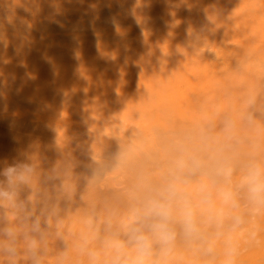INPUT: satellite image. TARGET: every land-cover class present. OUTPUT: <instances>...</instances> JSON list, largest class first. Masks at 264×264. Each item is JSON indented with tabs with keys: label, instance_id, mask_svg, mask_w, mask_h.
Returning a JSON list of instances; mask_svg holds the SVG:
<instances>
[{
	"label": "bare ground",
	"instance_id": "6f19581e",
	"mask_svg": "<svg viewBox=\"0 0 264 264\" xmlns=\"http://www.w3.org/2000/svg\"><path fill=\"white\" fill-rule=\"evenodd\" d=\"M5 42L3 51L16 56L7 54L13 58L4 60L6 53L0 51V56L4 54L0 61H6L0 65L6 71L0 72L16 74V80L11 75L6 87L13 81L18 86L15 89L12 84L14 94H10L11 88L2 91L7 89L13 96L19 90L14 96L17 99L23 97L30 104L38 101L44 111L28 115L37 117L35 124L39 120L48 124L30 128L21 119L18 125L5 120L0 126V164L24 157L35 168L30 185L19 190L15 202L0 201V249L10 243L16 250L26 247L16 243L15 237L23 227L34 229L28 222L32 220L37 236L29 242L36 241L39 264H93L89 256L93 250L99 253V264H111L112 252L90 222L79 219L66 239L54 233L60 229H51L64 225L56 218L60 210L54 204L48 208L37 205L60 182L51 175L62 172L59 163L55 166L57 162L65 164L63 169L67 159L72 160L71 166L73 162L80 166L75 178L69 175L65 182V172L61 173L65 186H75L78 180L87 184L105 168L97 156L88 159L78 141L87 145L93 138L90 143L96 145L87 146L94 147L95 154L104 151L101 157L110 160L112 172L126 176L129 184V192H116L106 200L93 198L97 195L89 192L92 204L87 201L86 207L94 208V199H98L97 206L104 202L108 207H98L106 229L109 221L116 225V217L107 218L109 209L120 210L145 184L163 183L181 149L200 150L206 156L202 141L207 140L212 149L231 160L234 186L244 164L250 160L264 163V0H0V45ZM9 94L2 101L10 100ZM14 97L12 102L19 100ZM19 111L18 116L23 117L21 108ZM85 118L104 120L101 124L90 120L88 126ZM26 134L33 142L30 145L28 141L25 145ZM19 137L25 139L22 147L9 144ZM122 150L127 155L120 157H127L126 164L117 158ZM81 167H87L92 175L89 179H84L90 174ZM109 178L107 182L115 181ZM201 181L207 182V177L195 178L190 190ZM56 189L63 194L62 188ZM77 196L80 198L79 192ZM240 204L246 223L232 234L238 245L235 264H264V208L254 211L243 198ZM6 229L13 231L12 238L5 234ZM216 247L212 260L197 245L178 238L171 257L162 260L154 253L150 264H223L224 238ZM18 252L10 257L0 251V264H34L32 256Z\"/></svg>",
	"mask_w": 264,
	"mask_h": 264
},
{
	"label": "clouds",
	"instance_id": "9594fccd",
	"mask_svg": "<svg viewBox=\"0 0 264 264\" xmlns=\"http://www.w3.org/2000/svg\"><path fill=\"white\" fill-rule=\"evenodd\" d=\"M202 143L206 156L200 150L181 149L163 183L145 184L139 194L132 195L119 228L114 230L109 221L103 245L112 252L111 264H150L154 253L167 260L178 238L197 245L212 260L217 242L224 238L223 264H235L238 245L232 234L246 223L239 212L241 199L254 211L264 208V163L250 160L244 164L234 186L231 160L212 149L207 140ZM34 171L24 157L0 164V201L15 202L19 190L30 185ZM198 177H207V182L190 190ZM5 234L14 236L11 229ZM0 251L12 257L16 249L10 243ZM30 251L34 264H39L35 240ZM89 256L93 264H99L98 252L90 251Z\"/></svg>",
	"mask_w": 264,
	"mask_h": 264
},
{
	"label": "rangeland",
	"instance_id": "374dc122",
	"mask_svg": "<svg viewBox=\"0 0 264 264\" xmlns=\"http://www.w3.org/2000/svg\"><path fill=\"white\" fill-rule=\"evenodd\" d=\"M4 41V40H3ZM2 42V41H1ZM7 42V41H6ZM6 42L4 43V45L2 44V45H0V51H1V53L3 52V53H6V52H4L3 51V49H2V46L4 47V48H6ZM1 44V43H0ZM9 47V46H8ZM5 50V49H4ZM13 50H20V49H13ZM6 51V50H5ZM12 51V50H11ZM21 51V50H20ZM7 52H10L9 50H7ZM13 52V51H12ZM16 52V51H15ZM25 52H28V50L27 51H25ZM17 53V52H16ZM7 54L8 55H10L11 54V52L10 53H6L4 56L1 54V56H3L2 58H4V60H7V58L9 57V58H13V57H11V56H13L12 54H14V52L11 54V56H8L7 57ZM18 55L19 54H22V53H20V52H18L17 53ZM34 54V53H33ZM15 55V54H14ZM17 55V56H18ZM0 56V57H1ZM16 56V55H15ZM20 56V55H19ZM1 62H3V59H2V61H0V65H1ZM4 62H6V61H4ZM3 62V63H4ZM2 63V64H3ZM4 65H5V63H4ZM2 66V65H1ZM4 67V66H3ZM2 67V69H4ZM1 68V67H0ZM1 69V70H2ZM0 70V71H1ZM5 71H6V69H4ZM3 71V70H2ZM4 71V72H5ZM12 72V71H11ZM0 73H2V72H0ZM3 74V73H2ZM2 74H0V82H1V80H2V82L0 83V126H1V124H3V126H4V122H5V120H7L6 122H8L9 121V123H10V125H12L13 124V122H14V124L15 125H18L17 123H19V121L21 120L22 121V123L23 124H30L31 125V127L30 128H33V126L32 125H34V127H35V125H38L37 127H39V126H41V123H42V127H43V125L44 124H48V123H45V122H42V121H40L39 120V122L40 123H36L35 124V122H38L37 120V115H38V113L37 112H43L44 111V106H42L40 103H38V101H35V104H30V102H32V101H30V102H28V100H22V98L20 99L19 97H18V99L20 100H18L17 99V97H14L15 95L17 96V93H19V90L18 91H16L17 93L15 94V95H10L11 94V92H13V91H15V90H12L13 88H11L12 86L14 87V85H12V84H15L16 82H14L15 80L13 79L14 77L16 78V74L15 75H12L13 73H9V71L7 72V74H10V76L12 77V79L14 80L13 81V83L10 85V88H11V90H9L10 91V94L8 93L9 91L6 89V91H2V90H5L4 89V87H6V86H9V85H7L9 82L11 83V77L10 76H8V75H6V72L3 74L4 75V77H5V79H4V77L2 76ZM9 78V79H8ZM3 82H5V83H3ZM7 83V84H6ZM9 83V84H10ZM1 84H2V87H1ZM6 84V85H5ZM17 84V83H16ZM15 84V89H16V87L18 86V85H16ZM6 88H9V87H6ZM9 88V89H10ZM18 89V88H17ZM6 92V94H4ZM9 94V96H11V97H14V99L16 98L18 101H16V100H14L13 102H12V99H11V97H9L10 98V100H7L6 101V98H5V101L7 102V104L9 105L10 103H11V105H7L6 104V102H4V101H2L3 99H1L2 98V96H6V97H8L7 95ZM15 92H13V94H14ZM18 96H21L20 94L18 95ZM9 98H7V99H9ZM21 100H22V103H21ZM28 103V104H26V103ZM4 103V104H3ZM17 103H19V104H17ZM24 103V104H23ZM22 104V105H21ZM24 105H26V106H24ZM18 106V107H17ZM29 106V107H28ZM33 106V107H32ZM15 107H17V110L19 111L20 110V108H21V110L23 111H21L22 113H23V117H19V116H21V115H19V114H21V113H18V111L16 110V108ZM30 107H32L31 109H33V110H31L30 109ZM10 110H9V109ZM14 109V110H13ZM27 109V110H26ZM30 109V110H29ZM9 110V111H8ZM17 111V112H16ZM18 113L17 115H16V113ZM20 112V111H19ZM28 112H32L31 114L30 113H28ZM2 113V114H1ZM34 113V115H36L35 113H37V115L35 116L36 118H34V117H31V116H34V115H32ZM28 114H30L31 116L29 117V115ZM19 115V116H18ZM27 115V116H26ZM8 117V118H7ZM27 117V118H26ZM2 118V119H1ZM23 118H25V119H23ZM98 118H101V117H98ZM86 119V118H85ZM89 118H87L84 122H86L87 120H88ZM103 119V118H102ZM102 119H98V121H92L91 119H89V124H88V126L89 125H92L91 124V122H94V123H96V122H98L99 123V120H100V124H101V120ZM1 120H2V122H1ZM90 120H91V122H90ZM95 120H96V118H95ZM104 120V119H103ZM20 121V122H21ZM26 121H28V122H26ZM104 122V121H103ZM110 122H113V121H110ZM110 122H108L107 121V123L109 124ZM9 123H8V125H9ZM97 123V124H98ZM116 123V122H115ZM6 124L7 123H5V126H6ZM99 124V125H100ZM104 124V123H103ZM114 124V123H113ZM7 125V126H8ZM20 126V125H19ZM25 128H29L28 127V125L27 126H25ZM40 128V127H39ZM22 134H25V133H22ZM27 135V134H26ZM26 135H24L25 137H27V140H25L26 138L23 136V138H25L24 140H25V145L27 144V142L26 141H28L29 143V145H30V141L32 142V140H29L28 138V135L26 136ZM20 136H22V135H20ZM11 137V136H10ZM12 138H14L15 140H16V138L15 137H12ZM12 138H10V140L12 139ZM20 139H21V137H19ZM19 138H17L18 140V142L17 141H15V144H14V140H13V142H11V143H9L11 146H15V147H22L24 144H22V142L24 143V140H23V138L20 140ZM73 138L74 137H72L71 138V140H73ZM8 139V138H7ZM75 139H77V137L75 138ZM9 140V139H8ZM10 140H9V142H10ZM90 140V141H89ZM88 141V143H87V145H90L91 144V146H94V145H96L94 142V144L92 145V143H90L91 141H94V139L93 138H91V139H89ZM97 140V139H96ZM12 141V140H11ZM20 142V143H19ZM74 142V141H73ZM77 141H75V143H76ZM79 143H80V145L82 146L81 147V149H83L84 151H86V154H88V159L89 158H91V157H95V158H97V159H100V160H102V161H100V162H102V163H104L105 164V162H107L106 163V165L107 166H109V167H107L106 165H104V164H102L103 166H105V168L103 167L102 168V172L100 171V172H97V176H92L91 175V173H89L87 170H85V169H87V167H85V168H82V169H84L86 172H88L90 175H87L86 177L84 176V179L85 178H87L88 176H92V178L90 177V179H89V177H88V179L89 180H91V181H88L89 183H87V184H85V183H83V181H80V180H78V182L76 181V185H78L77 187H76V185L74 186V187H76V188H72L73 186H72V184H74V183H72L70 186L68 185V186H65V185H63L64 183L62 182V178L64 177V175H65V177L64 178H66V179H64V182H65V180H67V178H71L74 174H78V173H75L76 171L77 172H80L79 170H80V166L79 165H77V162L74 164V162L72 163L73 165V168H72V166H71V161L69 160V159H67L68 161H70L69 163L67 162V160H66V162L65 163H67V165H68V169H67V165H66V167L63 169L62 168V165L63 166H65V164H60V161L59 162H57L56 163V165L55 166H57V164L59 163V166H58V169H60L62 172L61 173H64V175L62 174V177L60 176L61 175V173L59 172V170L57 171L59 174H55V176L52 174L53 172H51V175L53 176V178H52V180H55L54 179V177L55 178H57L56 180H55V182H57L58 180L60 181H58L59 183L57 184V183H55V184H57V185H55L54 184V187L55 186H59V184H60V188H62V190L60 191V193L62 194V192H63V194L62 195H60L58 192L56 193L55 192V190L57 191V189L56 188H59V187H55V189H54V187H53V184H52V191H51V193L53 194V196L55 195V197H53L52 195H51V193L49 192V194H47V196L49 195H51V197H45V198H43V199H38L37 200V205L40 207V208H44V207H49L50 205H53V208H55V207H57L55 210H60V211H58V215H57V219L60 221V222H62V224H64L62 227H55V228H51V229H60V232H59V230H57V231H54V233H57V234H60V235H63V236H65V238L66 239H68L69 238V234H70V232L72 231V229L75 227V224H79L80 223V220L79 219H81L82 218V220L83 221H86V222H90L89 223V225H90V227L98 234V236H99V238H100V240H103L104 239V237L106 236V224L105 223H102V218L100 217V210H98L99 208L98 207H100V209H102L103 207H105V208H103V209H107L106 208V206H104V202H102V200H100L99 201V203L101 204V202H102V207L101 206H97V201H98V199L99 198H101V196L102 197H104L105 199L104 200H106V199H109V198H111L113 195H114V193H116V192H123V191H125V192H129L130 191V189H129V184H127V179H126V176L123 178V175H115V173L114 172H112V164H110L109 163V161L110 160H108V158L105 156V157H101L102 156V152H104V151H101V153L100 154H98V153H96L95 154V152L93 151V148L94 147H89V146H87L86 145V143H82L81 141H78ZM87 142V141H86ZM16 143H17V145H19V144H22V145H20V146H16ZM33 143V142H32ZM78 143V144H79ZM82 143V144H81ZM71 145V144H70ZM79 145V146H80ZM72 146H73V144H72ZM86 146H87V150H86ZM89 148V149H88ZM91 149V150H90ZM80 150V149H79ZM83 150H80V151H83ZM90 151V152H89ZM89 152V153H88ZM93 152H94V154H93ZM89 154H91V155H89ZM99 156H98V155ZM123 154V156L125 157V155H127L126 153H125V151L124 150H122V151H119V153H118V159H119V161H120V163H122V164H126L125 162H126V158H124V157H120V155H122ZM97 156V157H96ZM1 159V158H0ZM94 159V158H93ZM61 161H62V159H60ZM125 160V161H124ZM65 161V160H64ZM63 161V162H64ZM51 162H53L54 163V160H52ZM51 162H50V164H51ZM53 165V164H52ZM75 165H77V166H79V168H77V166H75ZM111 165V166H110ZM69 166L71 167V168H69ZM52 167V166H51ZM53 167H54V165H53ZM61 167V168H60ZM56 169H57V167H56ZM63 169V170H62ZM69 169H70V172H69ZM74 169H77V170H75L74 171V173H73V170ZM81 169V170H82ZM107 169V170H106ZM81 171V173L83 172H85V171ZM104 170H106V171H104ZM53 171H55L56 172V170L55 169H53ZM64 171V172H63ZM72 171V172H71ZM104 171V172H103ZM85 172V174H87ZM68 173V174H67ZM70 173V174H69ZM104 174V175H102V174ZM80 174V173H79ZM50 175V176H51ZM69 175L71 176V177H69ZM84 175V174H83ZM94 175H96V173L94 174ZM110 175L112 176V179H111V177H110ZM102 176H104V177H102ZM97 177V178H96ZM106 177V178H105ZM110 177V178H109ZM73 178H75L74 176H73ZM73 178L71 179V180H73ZM107 178H109V179H111L112 181L113 180H115V181H113V182H111V181H108L107 182ZM125 179V180H124ZM105 182H104V181ZM79 181L82 183H79ZM104 182V183H103ZM54 183V182H53ZM81 185H79V184ZM101 184V185H99V184ZM103 183V184H102ZM108 183V184H107ZM84 184V185H83ZM72 186V187H71ZM80 187V189H78V191L77 190H75V189H77V188H79ZM84 187V188H83ZM87 187H88V189H87ZM24 188H27V187H25L24 186ZM64 188V189H63ZM90 188V189H89ZM95 188V189H94ZM23 190H25V189H23ZM54 190V191H53ZM75 190V191H74ZM80 190H82L81 192H80ZM90 190V191H89ZM29 192V190H26V192ZM74 191V192H73ZM77 191V192H76ZM27 192V193H28ZM67 193V195H66V193ZM79 192V197L80 198H78V199H81L82 198V201H78V199H77V193ZM92 194L93 192L97 195V197H93V198H98V196H99V198L98 199H94L93 200V203L95 204V207L93 208V205H92V208L90 207V208H88V207H86L87 205H84V203L85 204H87L86 202L87 201H89V204H90V199H92V198H88V196H89V194L90 193ZM124 192V193H125ZM68 193H69V195H68ZM70 194H71V196H70ZM76 194V195H75ZM85 194V195H84ZM88 194V195H87ZM62 196V197H60V198H62L61 200L63 201V199H65L66 198V200L67 201H69V200H71V201H69L68 202V207H66L67 206V203H65V202H67L66 200H64V202H60L59 204H58V200H59V197H56V196ZM70 196V197H69ZM75 196V197H74ZM95 196V195H94ZM50 198H51V200H50ZM54 198H55V201H54ZM56 198H57V200H56ZM74 199V201L76 202V200H77V204L75 205V203H74V201H72L73 199ZM88 198V199H87ZM101 199H103V198H101ZM39 200H41V201H39ZM130 200L131 199H129V200H127L128 202H130ZM51 202V204H50V202ZM58 201V202H57ZM44 202H45V204H44ZM49 202V203H48ZM56 202V203H55ZM128 202H125L124 204H123V206H121L122 208L124 207V209L126 208V209H128L129 207V203ZM40 203V204H39ZM42 203V204H41ZM64 203L66 204L65 205V210H64V212H63V209H64ZM70 203L72 204V205H70ZM74 203V204H73ZM98 203V204H99ZM109 203V202H108ZM55 204H56V206H55ZM91 204H92V200H91ZM91 204H90V206H91ZM99 204V205H100ZM106 205H108V204H106ZM128 205V206H127ZM73 206H76V207H73ZM97 206V207H96ZM127 206V207H126ZM121 207H120V210L119 209H117V210H110L109 209V212L110 213H108V215H107V218H108V216L110 217V219H112V218H115V219H113V221H114V223H116V225L114 224V226L112 225V227H116V226H118V228H119V226H120V224H121V220H123V217L126 215V209L124 210V209H122L121 210ZM60 208V209H59ZM72 208V209H71ZM66 209H67V212H66ZM88 209H90V211H91V209H92V211L91 212H88ZM71 210V211H70ZM75 210V211H74ZM76 210H78V212H76ZM97 210V211H96ZM73 211V212H72ZM96 211V212H95ZM98 211H99V213H98ZM103 211V210H102ZM106 211V210H105ZM115 211L117 212V213H115ZM125 211V212H124ZM71 212V213H70ZM107 212H108V210L106 211V214H107ZM120 212V213H119ZM89 213V214H88ZM99 215H98V214ZM105 213V212H104ZM104 213H103V215H104ZM112 213L114 214V216L112 215ZM125 213V214H124ZM63 214H66L65 216L63 215ZM67 214H69V216L67 215ZM89 216H88V215ZM87 215V216H86ZM98 215V216H97ZM105 216V215H104ZM103 216V217H104ZM28 217V216H27ZM30 217H32V216H30ZM29 217V218H30ZM78 217V218H77ZM97 217V218H96ZM106 217V216H105ZM104 217V218H105ZM112 217V218H111ZM122 217V218H121ZM76 218V219H75ZM125 218V217H124ZM25 219H26V217H25ZM68 220H71V221H68ZM74 220V221H73ZM115 220H117V221H119V222H117V221H115ZM46 221V220H45ZM68 221V222H67ZM121 221V222H120ZM31 225V227H34V229L33 228H31V231H26L27 230V228H26V230H25V228L23 227V229L25 230V232H24V230H23V232H20V231H18L17 232V236L15 237L16 239H15V242L16 243H20V242H22V244H24V245H26V247H20V246H18V250H16V251H19L18 253L20 254V255H22V256H32V254H31V251H30V242H29V240H31L32 238H34V237H36L37 236V234H36V229H35V225H33L32 226V220H30V221H28ZM47 223H48V221H46ZM69 222H71V223H69ZM78 222V223H77ZM73 223V224H72ZM68 224V225H67ZM30 226H28V230H30ZM74 226V227H73ZM66 227V228H65ZM48 228H50V227H48ZM63 229V230H62ZM22 231V230H21ZM45 231H46V229H45ZM21 233V234H20ZM31 233V234H30ZM28 236V237H27ZM27 239H28V241H27ZM29 242V243H28ZM21 244V245H22ZM29 250V251H28ZM28 251V252H27ZM18 264H26V263H21V261H19L18 262Z\"/></svg>",
	"mask_w": 264,
	"mask_h": 264
}]
</instances>
